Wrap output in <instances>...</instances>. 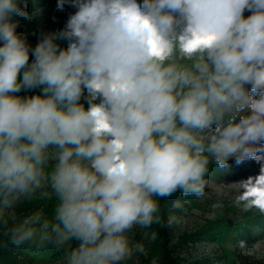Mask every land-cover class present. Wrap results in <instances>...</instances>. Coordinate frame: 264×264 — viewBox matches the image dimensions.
Listing matches in <instances>:
<instances>
[{
  "label": "clouds",
  "instance_id": "9594fccd",
  "mask_svg": "<svg viewBox=\"0 0 264 264\" xmlns=\"http://www.w3.org/2000/svg\"><path fill=\"white\" fill-rule=\"evenodd\" d=\"M66 5L32 46L26 0H0V246L124 264L144 252L134 228L172 225L161 200L203 197L233 159L260 162L234 203L264 214V0Z\"/></svg>",
  "mask_w": 264,
  "mask_h": 264
},
{
  "label": "rangeland",
  "instance_id": "374dc122",
  "mask_svg": "<svg viewBox=\"0 0 264 264\" xmlns=\"http://www.w3.org/2000/svg\"><path fill=\"white\" fill-rule=\"evenodd\" d=\"M75 9L65 6L64 11L57 10V0H39L36 10V18L32 25L33 32L38 36L42 31H54L63 28L69 14L74 13ZM234 162L235 160H230ZM247 165L239 172V176L233 180L221 182H208L205 189V195L196 198L190 203L182 201L177 206L178 212L174 216V232L175 238L184 234H191L210 222L226 223L230 226H237L244 213H253L255 216L261 215L259 210L252 209L245 212L241 207H237L234 203L237 194V186L235 182H239L250 176H256L259 173L261 164L256 160L249 159L243 162ZM213 205H220L213 207ZM142 229L134 228L130 234L133 242H144ZM261 240V247L264 250V236ZM252 243V242H251ZM250 243V244H251ZM179 255L188 263L201 262L205 264H264V256L259 258L245 256L238 246V242L226 241L224 244L216 242L200 241L199 243L189 244L178 250ZM19 264H29L21 261ZM59 264V262L57 263ZM124 264H160L157 261H149L144 253H136Z\"/></svg>",
  "mask_w": 264,
  "mask_h": 264
},
{
  "label": "trees",
  "instance_id": "16d2710c",
  "mask_svg": "<svg viewBox=\"0 0 264 264\" xmlns=\"http://www.w3.org/2000/svg\"><path fill=\"white\" fill-rule=\"evenodd\" d=\"M27 12L29 19L17 17L20 21L17 31L26 35L28 42L35 46L36 36L33 32L32 25L36 18V10L39 0H26ZM245 15H248L246 12ZM62 29V28H59ZM57 30V29H56ZM39 91V90H36ZM36 92L20 93V95H33ZM88 94L85 93L82 103L87 107ZM241 163L237 165L229 161L228 169L221 170L214 164L211 165L208 182H227L239 176V172L247 165ZM208 185V184H207ZM195 197H182L179 192L168 199L160 201L162 213L167 225L168 218L174 217L179 209L174 207L175 201L194 202ZM46 210L50 213L53 201H45ZM153 233L155 237L153 238ZM144 242V255L149 261H157L160 264H205L201 262L188 263L179 255V249L189 244L199 243L200 241L216 242L224 244L226 241L238 242L241 239L247 240L249 243L261 239L264 236V214L253 215V213H244L235 227L227 225L226 223H213L199 229L191 234H184L178 239L175 238L174 225L160 227L153 225L150 229H142ZM61 254L55 250H48L40 256H32L23 251H16L7 246H0V264H19L21 261H26L29 264H57L60 261Z\"/></svg>",
  "mask_w": 264,
  "mask_h": 264
}]
</instances>
